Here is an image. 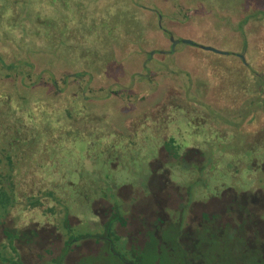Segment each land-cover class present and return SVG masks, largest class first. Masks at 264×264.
<instances>
[{
	"label": "rangeland",
	"instance_id": "1",
	"mask_svg": "<svg viewBox=\"0 0 264 264\" xmlns=\"http://www.w3.org/2000/svg\"><path fill=\"white\" fill-rule=\"evenodd\" d=\"M197 1L0 0V59L6 63L23 61L18 73L0 64V166L5 162L4 157L13 158L12 172L18 188L15 206L0 197V243L10 237L1 233L2 228L9 225L23 228L37 221L38 226L54 224L64 241L72 243L80 235L102 233L100 223L104 217L100 219L98 213L108 207V201L121 206L122 199L124 210L130 207L135 213L142 210L141 203L131 205L118 193V188L124 184L144 194L149 186L157 199L159 177L150 176L149 163L164 141L152 129L141 131L140 118L145 109L159 104L162 112L173 110L177 114V128L168 127L173 129L175 151L182 154L184 146H194L201 151L200 156L193 152L189 158L197 160L191 162L182 163L175 158L164 163L177 184L189 187L188 201L181 207L182 215L188 212L189 200H206L226 187L238 192L264 190V85L251 81L252 78L256 80L251 74H256L258 80L264 78V53L260 44L263 42L253 35L243 61L242 55L237 53L240 50L237 40L222 43L204 32L219 21L214 15L210 16L205 3L216 9L226 4V0ZM180 10L184 16L169 17V13ZM12 15L17 17L16 26ZM163 28L175 40H191L215 51L212 55L199 56L198 47L171 42L169 35L162 32ZM103 42L115 47L114 57L105 45L100 46ZM152 49L157 51L147 59L144 52ZM219 50L224 54L233 52L225 55L229 56L227 63H231L233 69L238 65L243 67L241 72L233 73L232 78H239L240 85L247 84L246 92L245 87L233 82L226 98L218 95L219 82L207 77L199 57L207 65V58L223 56L217 52ZM244 75L247 79L242 80ZM37 100L39 103H60L63 108L74 101L77 110L105 113L115 126L121 127L120 130L127 124L137 128V141L130 145L124 139L114 141L111 136L97 139L93 144L87 140L73 141L72 145L68 142L67 146L59 145L54 150H37L43 148L46 136L42 123L33 119L30 121L34 128L42 133L36 150H14L11 140L16 124L11 110L14 105L25 107L26 115L28 106L31 108ZM186 110L193 113L185 116ZM37 165L41 166V171ZM0 172H3L1 168ZM38 187L52 192L54 197L43 199L42 206L24 209L27 196L39 195ZM20 189H24V195ZM104 194L107 195L105 201L97 200ZM129 195L133 199L132 192ZM149 210L143 215L153 217L156 210L154 214L164 221L158 223L159 226L171 222L155 205ZM205 210H212V207ZM191 217L199 219V212H191ZM176 222L184 228L185 215ZM217 224L221 223L217 221ZM195 225L183 230L182 237L176 236L177 230L169 228L157 237L156 243L151 238L153 243L138 250L136 259L118 249L121 258L111 253H96L76 264H124L122 257L136 263L140 260L142 264H177L176 260L181 257V241L192 258L202 259V256L209 261L208 248L226 252L236 245L240 249L246 239L247 228L240 226L233 236L229 237V229L225 226L220 229V236L213 238L212 222H205L198 228ZM37 230L45 234L43 229ZM118 242L120 247L121 238ZM155 244L159 245L158 249H153ZM19 248L24 258L36 249L34 245L25 244H20ZM108 248L111 249V244ZM0 263H8L1 252ZM220 264L229 263L222 261Z\"/></svg>",
	"mask_w": 264,
	"mask_h": 264
},
{
	"label": "trees",
	"instance_id": "2",
	"mask_svg": "<svg viewBox=\"0 0 264 264\" xmlns=\"http://www.w3.org/2000/svg\"><path fill=\"white\" fill-rule=\"evenodd\" d=\"M200 1L201 0L197 2ZM230 2L231 0H226V4L223 3L216 9H212V5L206 4L204 0V6L210 10V16L214 15L215 18L219 19L216 24L212 23L208 28H206L204 31L205 35H212L213 40L222 43H232L231 41L237 40L240 47V50L237 53H240V56L242 55L243 61L245 57L244 54L251 45L250 38L255 35L258 40H262L263 43H260L262 46L261 52L264 53V0H236V3L234 4H231ZM176 14L178 16H184L180 10L173 14L169 13V17H173ZM16 19L17 17L12 15L13 23L16 21ZM14 24V26H16V23ZM161 30L166 34V36L169 35L171 42L176 41V43L179 42L184 43L187 46L193 45L198 47L199 51H201V55L199 56L204 57L206 53L211 54L215 51L214 49H209L205 47V45L199 44L197 42L192 41L194 44H191L185 41L187 39L175 40L170 36L167 29L163 28ZM140 31L142 32V35L145 32L144 28L140 29ZM210 39L212 40V38ZM104 45L107 48V51H112L114 57L116 53L115 47L110 42H103V44L100 43L102 48ZM155 51L157 50L152 49L147 53L145 51L144 54H146L147 59H150L152 53ZM217 52L223 56H220L221 58H218L217 56H215L216 58H207V65L204 64V61L200 57L199 59L201 61L200 63L204 65V73L207 75V77L211 79L212 82L214 80L219 82L217 87L219 88L220 92H218V95H223L226 98L231 91V87L234 86V83H238V86H243V88L245 87L246 90L244 92H246L248 89L247 84L240 85L239 78H232L233 73L240 71V69L243 67L238 65L234 66L233 69L230 65L231 63H227V57L229 56L225 55H231L233 52L229 51L227 54H224V52L221 50ZM21 62L23 64V61H10L6 63L4 60L0 59L1 67L10 71H15L17 73ZM26 63L30 68H32L29 62ZM227 69L230 71H227ZM224 70H226L227 73H224ZM246 75L242 76L241 79H247ZM251 75H254V78L256 77V80L252 78L251 81H254L257 84L259 83L261 86L264 85L263 77L261 80H258L256 74ZM229 87L230 89H228ZM13 107L14 109L11 110V113L16 127L15 130L13 128L14 137L11 141L13 142L14 150H36V143L42 137V133L38 129L34 128L32 123L33 119L42 123L44 130L42 132L46 136L44 137L45 144L43 148H38L37 150H54L55 148H58L59 145L67 146L68 142H71L72 145L73 141L74 143H79L83 140H87L89 144H93V142L97 141V139L111 136L114 137V141L124 139V141L130 145L136 143L137 141V128L134 129L127 124L126 127H124V130H120L121 127H118L117 125L115 126L112 121L107 119L105 113L98 114L92 113L90 111L87 113V110H77L74 101L70 102L65 106V108H63L62 104L60 103L57 105L51 103L50 101H42L39 103L37 100V104H33L31 108L30 105L28 106L26 115L24 114L23 110L25 107L19 108L17 105H14ZM50 107L53 109L51 110ZM68 107H70V109ZM160 107L161 105L159 104L155 106V108L145 109L144 112H142L143 117L140 118L142 121L140 125L142 128L141 131L146 128L152 129L153 131L158 132L162 141H164V143L158 147L157 155L149 163L150 176L155 175L159 177L160 189L157 192L159 197L156 199V195L149 188V186L147 192L144 194L139 189L134 190L132 187H130V185L124 184L118 188V193L123 194L125 199L131 202V205L134 204V206H136L137 203H141L140 205L143 207L139 212L150 211L149 209L154 205L161 211L165 212L172 223L169 225V228H173L174 231L177 230V237H182L184 235L183 230L185 232L190 226L193 227L196 224L195 227L197 226L198 228L199 226L201 227L203 223L209 221L214 224V226L211 227V235H213V238H215V236L216 238L219 237L221 234L220 229L225 226L227 229H229V237L233 236L234 232L236 233L235 229H237L238 226L242 227V229L247 228V232L245 234L246 239L243 241L241 246L242 248L239 249L236 245H233L227 249L228 251L226 252H223L217 248H208L206 253H208L207 256L209 257V261H205L202 256V259H198L194 256L192 258L191 253L186 249L185 246L182 245L184 244V241H181L179 243V246L182 249L180 251L181 253L179 254L181 257L178 259V261L176 260L177 264H203L204 262H210V264H220L222 261H226L229 264H264V190L255 189L253 191L244 190L238 192L231 187H226L223 188L220 194L217 196H209L206 200H189L188 212L184 214L185 217L186 215L191 217V212L197 210L199 212L200 218L193 219V217H191L192 219H190L189 223L187 221V227L185 229H183V227H181L180 224L176 222L177 220L180 221L182 216L184 218V215H182L183 212L180 213V211L183 209L181 207L184 206L185 202L188 201L189 187L177 184L171 178L170 169L166 167L164 163L169 159L175 158H177L175 160L182 161V163H184V161L191 162L197 160L195 157L193 159L189 158L193 156V152L200 156L201 151L196 150L199 148L194 146H184L182 149L184 151H182V154L180 155L177 153V151H175L177 149L176 146H174L175 138L172 136V134L173 129L177 128V114L173 110L169 112H162V110L159 109ZM7 110H10V108ZM16 110L18 112H16ZM191 113L193 112L186 110L183 112V115L187 116ZM201 115L203 114L201 113ZM26 118H28L29 121H27ZM160 124L162 125L159 126ZM168 127L173 129L169 130ZM52 133H54V135H52ZM93 138L96 140H93ZM4 159L5 162L0 166L1 171H3L0 172V197L7 203L10 202L12 205L14 204L13 206H15L17 204L16 190L18 188L14 181V174L12 172L14 169L13 158L9 155L4 157ZM38 167L41 171V166L39 165ZM39 188L42 187L37 188V192L40 197L39 195L27 196L23 204L24 209L27 207L33 209L37 206H42L43 199H52L54 197L52 192ZM20 190L21 195H24V189ZM129 192H132L133 199L130 198ZM106 196L107 195L104 194V196L98 198L97 200L105 201ZM121 203L122 205L120 206L119 204L112 203V201H108V207H105L104 210L101 211V215L99 213L98 215L104 218L109 216L110 221L123 218L125 215H127V212H130L129 216L132 217L141 215L139 213H135L132 207L124 210L122 199ZM208 206L212 207V210H205V208ZM154 213L156 214V210ZM154 213L153 217L156 218V221H162L160 216H156ZM240 214H242V217ZM217 221H219L221 224H217ZM23 228L24 230H22L17 225H9L2 228L1 233L5 237H7V234L8 237H10L5 243H0V252L4 255L5 261L9 262L10 264H76L80 260H83L84 257L93 256L96 253H111L115 256H118L119 254L118 245L120 243L118 241L120 240L121 236L115 234V232L111 235V232L107 227L104 234L98 233L80 235L77 237V241H75L77 238L74 239L75 242L73 243L70 242L71 240L64 241L54 224L38 226L37 221L32 223L30 222ZM37 229H43L45 234H40ZM16 234H18V237H22L25 245H34L36 248L29 257L26 258L25 256L26 259L24 257L18 258L19 256L17 258L16 256L8 257L6 254L7 246H10L11 249L15 251L16 248L12 242ZM188 236L189 235H186V237ZM111 237H113L115 240L112 239L114 241H111ZM190 237V239L193 240V235H190ZM107 241L110 242L111 249L108 248L107 244L105 245ZM224 254L226 255L225 258L222 256Z\"/></svg>",
	"mask_w": 264,
	"mask_h": 264
},
{
	"label": "flooded vegetation",
	"instance_id": "3",
	"mask_svg": "<svg viewBox=\"0 0 264 264\" xmlns=\"http://www.w3.org/2000/svg\"><path fill=\"white\" fill-rule=\"evenodd\" d=\"M143 213L144 212H139V214H141L140 216L132 217V216H129L130 212H127V215H125L121 219L110 221L109 220L110 217L107 216L101 221V225L103 227L102 233L104 234L105 229L107 227L110 231H112V233L115 232V234L121 236L120 238H121L122 244L120 247L118 245L119 251H121V253H123V254L128 252L135 259L137 258L138 250L143 249L148 244H152L153 242L151 243V241H150L151 238L153 240L155 239L154 242L156 243L157 237L160 235H163V233L169 229V227H170L169 225L172 224L170 222V223H167L164 227L159 226L158 223H160V224L164 223L163 220L160 222H157L156 218L151 217V216L146 217L143 215ZM98 217L100 219H102V217L100 215H98ZM190 219H191V217L189 215H186V220L188 221V223H189ZM148 222H150V225H148ZM109 223H110V225H109ZM186 227H187V222H186V226L183 229H185ZM21 229L24 230V228H21ZM103 240L106 241L105 239H103ZM15 241H17V243ZM20 241H23L22 237L20 238V237H18V234H16L14 236L13 242H12L16 249L14 251L13 249H11L10 246H7L6 254L8 255V257L13 255V256H16V258L18 256H19L18 258H21V257L23 258V255L21 254L19 245L24 244V242L20 243ZM106 244L108 246H110L109 241H107V243H105V245ZM158 247L159 246L157 244H155L153 249L154 248L158 249ZM119 258H121V257H119ZM122 259L124 261L123 262L124 264H141V262H139L140 260H138V259H137L138 260L137 263L131 262L128 259H126L125 257H122ZM6 264H10V263L8 262Z\"/></svg>",
	"mask_w": 264,
	"mask_h": 264
},
{
	"label": "water",
	"instance_id": "4",
	"mask_svg": "<svg viewBox=\"0 0 264 264\" xmlns=\"http://www.w3.org/2000/svg\"><path fill=\"white\" fill-rule=\"evenodd\" d=\"M185 41H187V42H189V43H191V44L193 43L191 40H185ZM193 44H194V43H193Z\"/></svg>",
	"mask_w": 264,
	"mask_h": 264
}]
</instances>
